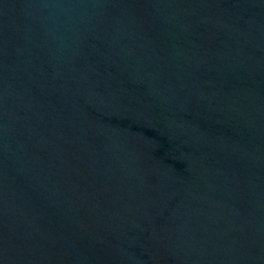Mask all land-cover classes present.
<instances>
[{"label":"water","instance_id":"95a60500","mask_svg":"<svg viewBox=\"0 0 264 264\" xmlns=\"http://www.w3.org/2000/svg\"><path fill=\"white\" fill-rule=\"evenodd\" d=\"M0 264H264V0H0Z\"/></svg>","mask_w":264,"mask_h":264}]
</instances>
